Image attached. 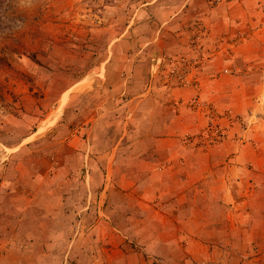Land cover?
Here are the masks:
<instances>
[{
    "label": "rangeland",
    "instance_id": "1",
    "mask_svg": "<svg viewBox=\"0 0 264 264\" xmlns=\"http://www.w3.org/2000/svg\"><path fill=\"white\" fill-rule=\"evenodd\" d=\"M91 88L114 115L107 129L124 120L129 136L104 144L93 131L90 156L66 161L55 152L85 135L77 124ZM88 157L95 189L110 174L103 192L74 185ZM58 160L83 208L73 241L51 247L25 189ZM152 170L179 175L173 188L182 182L183 199L197 203L187 215L180 199L165 210L158 198L134 205L123 182ZM90 247L109 254L90 257ZM0 255V264H264V0H0Z\"/></svg>",
    "mask_w": 264,
    "mask_h": 264
},
{
    "label": "crops",
    "instance_id": "2",
    "mask_svg": "<svg viewBox=\"0 0 264 264\" xmlns=\"http://www.w3.org/2000/svg\"><path fill=\"white\" fill-rule=\"evenodd\" d=\"M169 21H171V20H169ZM172 23L173 22H169L170 25ZM169 35H170V38L173 37V34L169 33ZM155 39H156V37H155ZM154 40L144 41V43L141 45V48H145L146 46L150 45L151 43H153ZM76 83H74L73 85H75ZM91 90H93V91H91ZM64 92L65 91H63L62 93H64ZM95 92H94V88H91L90 92H88V94H87L88 98L89 97L92 98L93 104L98 103V102H100L102 104V102L106 98L104 99L103 96L99 97V96L95 95ZM96 94H97V92H96ZM71 96H68L67 94H65V99L60 106V108L62 106H63V108H65V111H66L65 116L67 115V117L71 111V109H68L69 106L67 105L68 104L67 98L71 97ZM93 104H92V108H91L90 104H87V107L85 106L81 109V111L83 112V117L85 115V118H87L88 120H83V122L81 124L80 123L77 124V126L78 125L79 126H82V125L86 126L87 125V127L84 131L85 135L83 134L80 137L75 136L76 139H78V142L80 143V147L75 148L76 145L73 146V141H75V137H72V138H70V141H69L70 147L68 146L67 148H63L64 150H62L61 148H60L61 149L60 150L59 147L57 148V152H55L57 156H59V153H58L59 151L61 153L65 152V154L62 155V159H64V160H66V159L68 160L71 156L76 157L77 154H79L82 157L90 156L84 151L86 149L92 151L91 148L94 146V141L92 140L93 134H94L93 131L94 132L103 131V132H101V134H105V135H100V136L103 138L102 140H103L104 144H106V143L111 144L112 143V140L109 141V137L111 134H112V139L115 140L114 145L117 143L120 144V142L122 140L124 143V139L129 136L130 131L128 130L129 129L128 125L124 123V120L123 121L121 120L122 122H120V123H122V124H121L118 132L111 133V130L109 131V129H107L108 127H106V125H107L108 120L112 119L114 115L110 114V112H106L104 105H101V109H98V106L96 104H94V105ZM94 110H97V112L98 111L99 112L96 114H93ZM45 119H43V120H45ZM46 128H47V126L45 127V129ZM38 129H40L39 124H38L37 128L35 129V131L32 132V135H36ZM62 129H63V126L61 125L58 128V130H59L58 135L60 133L62 134V132H63ZM60 130H62V132ZM106 135H108L109 137L107 136V138H104L103 136H106ZM29 136L30 135H28L26 137L28 138ZM102 145H103V143H102ZM98 146L99 147L101 146L100 141H98ZM76 149H79V151ZM127 154L130 155V153H128V151H127ZM52 155L56 156L55 154H52ZM90 159L91 158H89V157L86 159H83L84 164L82 166H80L81 164L79 165L80 166V169L78 171L79 173L77 172L76 175L73 176L75 178L74 179L75 180L74 185L81 186L82 188L88 187L90 190H88L87 193H89V192L94 193L95 191L98 192L99 190L101 192H103L104 189L106 188V185L110 181V178H108L110 174L108 175L105 172L102 175V177L104 178L103 182L99 183L97 181L98 185L100 184V187L95 189L91 185V184H95L94 181L89 179V177H90L89 175L91 172L90 166H91V161H92V159L91 160ZM65 162H60V161L57 162L55 164V166L53 168H51V170H49V172L45 171L44 173H42L40 170V171H35V173L34 172L31 173L29 176L30 181L28 183V188L25 189L26 193L28 192V194L30 195V196H28V199H27V201H28L27 205H34V206H36V210L40 214L43 213V214H41L40 221H39V219L37 221L43 223L46 226H50L49 228H47L46 233H48V237L50 240L51 247L52 246L55 247L56 242H57L56 240L58 238H59V241L61 240L62 242L64 241V239H66L69 243L71 241H73V238H72L73 235L70 234L69 229H70V227L73 226V224H75L73 216L75 215V208H76L75 205L77 203L75 202V199H74L75 197L73 198L74 195L72 194V192H69L70 190L66 189V187H65L67 185V183L71 184L70 182H67L66 180L63 179L64 176L69 174V170H70V169L69 170L64 169L65 171H62V167H70V164L68 162H67L68 164H66ZM81 167H82V169H81ZM157 173L158 172L152 170L149 173V175H147L145 172V173H143L144 175H142L140 177H136L138 175H136V173L132 171L131 175L129 177H126L127 179H125V181L123 182L124 186H126L128 184H133V188H132L133 195H130V197L134 201L133 202L134 205H136L137 203H139L141 205L142 203H145V201H147V200H151L152 198H158L159 200L163 201L161 208L163 210H165V209H168L170 206L173 207V205H176L175 200L180 199L181 203H179V204H184V205L181 208H180V205H177L175 207V209H176V211H181L182 214L187 215L186 212H188V208H189L188 204H197V203L195 202L196 199L194 197H193V199H194L193 203L190 202V199H188V198L183 199V197L185 196V193H182L183 192L182 182H180L181 183L180 186H175V189L173 188L174 181L177 182V179L175 177H179V175H173V174L168 175V174H166V175H163V177H161L162 176L161 174H159L158 176H155ZM159 177H161V178H159ZM67 178H68V176H67ZM116 183H118V181ZM123 183H121V184H123ZM111 186H112V184H111ZM122 189H124V188H122ZM63 190H64V192H63ZM115 190L117 191L118 188L115 187ZM71 191H72V189H71ZM23 195H25V194H23ZM124 196H126V194H124ZM136 197H142L141 201L136 200ZM111 204H112V202H111ZM77 205L79 207L83 208V204H77ZM124 208L125 207H123V209ZM184 211H186V212H184ZM151 218H152V216H151ZM156 218L161 219L164 217H162V214L160 213V214H158V216H156ZM35 225H36V223H35ZM90 239H91V237H90ZM94 241H97V240L94 239ZM117 242H120V241H117ZM16 243H19V241H16ZM100 248L90 247L89 256L95 257L96 256L95 254L92 255L94 252H97L98 253L97 255L100 256V258H101V254L103 256H106L109 254L108 251H106L104 249L102 251L99 250ZM99 251H101V252H99ZM113 251H111V252H113ZM120 252L121 251L116 250V254H120ZM8 253L10 254V256L12 253L15 256H17L19 254L20 258L26 257V255H27L22 250H20L18 254H17V252L15 253V251H11V252L8 251ZM3 257H5V256L0 255V258H3ZM97 261L101 262L100 259ZM94 264H99V263L94 262Z\"/></svg>",
    "mask_w": 264,
    "mask_h": 264
}]
</instances>
